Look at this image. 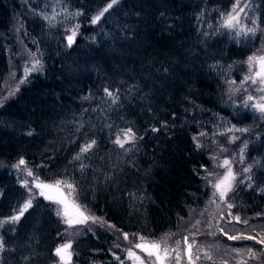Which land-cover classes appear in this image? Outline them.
Instances as JSON below:
<instances>
[{
  "label": "trees",
  "instance_id": "trees-1",
  "mask_svg": "<svg viewBox=\"0 0 264 264\" xmlns=\"http://www.w3.org/2000/svg\"><path fill=\"white\" fill-rule=\"evenodd\" d=\"M110 2L0 0V90L11 62L26 60L19 46L40 61L0 104V264H58L63 241L53 201L36 196L18 215L27 199L14 167L21 159L41 181L72 184L105 224L155 239L204 204L207 147L228 126L252 128L247 155L256 165L227 195L234 223L220 237L233 252L221 264H262L264 123L223 97L260 34L223 32L234 0H117L92 24ZM253 11L264 26V0ZM129 129L121 147L116 135ZM116 245L112 232L84 227L68 264H120Z\"/></svg>",
  "mask_w": 264,
  "mask_h": 264
},
{
  "label": "rangeland",
  "instance_id": "rangeland-1",
  "mask_svg": "<svg viewBox=\"0 0 264 264\" xmlns=\"http://www.w3.org/2000/svg\"><path fill=\"white\" fill-rule=\"evenodd\" d=\"M254 1L255 0H234L229 10L222 15L220 20V28L224 33L229 34L231 39L235 40L236 38L253 36L255 34H260L261 37L257 49L243 61L240 70L242 74L240 75L239 81L230 80L223 91V97L227 105H231V107L234 108L248 109L257 115V120L259 122L264 123V112L253 107L255 104L264 103V99H261L264 97V90H262L264 89V82H261L260 79L254 75L255 71L258 69V65H254L250 70V65L248 63V58L250 56L264 55V26L260 25L253 11ZM234 5L236 6L235 10ZM229 13L235 17L233 20V27L224 26ZM253 21H255V23H253ZM248 29H254V31L249 32ZM237 33H239V35H237ZM69 36H72L74 39L73 33ZM18 51L21 56L19 58H26V60H22L19 66L11 62L8 74L0 90V104L16 94L19 86L23 84L20 81L23 80L25 82L28 76L33 72H29L26 76L25 69H31L35 61L38 60L37 54L27 51L25 47L19 46ZM246 76L256 79L257 82L253 83L252 79L245 80ZM104 92L107 94L111 93L108 90ZM249 96L252 97L251 100L248 99ZM239 129H247V131H239ZM253 136L254 132L252 128L248 126H228L222 129V131L220 130L214 133V136L211 138L212 141L207 147L212 158L210 166L205 170L204 174L205 185L209 189V195L204 204L199 208L192 209L181 227H178L173 232L162 234L155 239L143 238V240H141L139 236L122 233L114 229L111 225L105 224L98 217H96L98 219L95 222H93L92 219H88L84 223H73L70 226L65 222L68 217L63 215L64 205L51 200L54 203L56 213H61L57 215L65 226L63 241L58 247L64 244H70L72 246L74 239L84 227H98L112 232L115 236L116 244L118 245H116V247L119 249V254L116 255V257L119 259L120 264H221L222 261H231L233 250H230L221 242L220 234L225 232V227L232 226L234 223L228 207L227 195L237 184L250 181L253 166L254 164L256 165L247 155V150ZM118 137L123 144L133 139L132 135L131 139L128 138V131L119 132L116 135L115 141ZM241 149H243V151H241ZM225 160L230 162L229 165H224L223 162ZM17 164L18 163L15 165ZM229 167L235 179L231 182V189L227 191L224 198L221 199L220 191L223 189V185L219 190L214 187V185L223 179ZM245 169L249 170L245 171ZM28 170H30V168L26 163L19 167H15L19 182L27 192V199L21 206L18 215L22 214L26 209L24 207L26 202L32 201L36 196L45 199H47L46 196H53L58 199L63 198L69 203L74 201L80 206L75 198L74 191L69 195V189L64 185L59 186V191L55 189L37 188L34 182V175L29 176L27 174ZM24 181H28V184L25 185ZM41 182L45 184H55L56 181ZM42 191L45 193L44 195H41ZM81 209L85 212L86 216L94 217L84 208L81 207ZM71 218L74 220L80 219L75 212L72 213ZM125 234H127V239L125 238ZM153 242L160 245L158 250L160 259H157V255L155 254L157 250L150 248ZM136 244H143L148 247L149 250L145 251L143 248H137L135 246ZM129 250L135 255L129 256ZM66 251L71 253L72 258L71 248ZM150 251L153 252L152 255L149 254ZM137 257L139 259H137ZM219 258H223L224 260H220ZM70 261H68V263ZM58 264H64L59 256ZM262 264H264L263 261Z\"/></svg>",
  "mask_w": 264,
  "mask_h": 264
},
{
  "label": "snow or ice",
  "instance_id": "snow-or-ice-1",
  "mask_svg": "<svg viewBox=\"0 0 264 264\" xmlns=\"http://www.w3.org/2000/svg\"><path fill=\"white\" fill-rule=\"evenodd\" d=\"M117 3V0H112V2L110 4H108L107 8H105L99 15L93 17L92 19V23H96L100 17L104 14V12H106L108 10V8H111L113 4ZM235 5H234V10H235ZM242 10V9H241ZM235 19V17L232 16L231 13L228 14V19L225 20V27H233V20ZM253 23H255V21H253ZM249 32H253L254 29H248ZM73 35H75V33H73ZM237 35H239V33H237ZM72 39L73 37L72 36H69L68 37V41H69V44H71L72 42ZM248 63L250 65V70L252 69V67L254 65H258V69L255 71L254 75L255 77H258L260 79L261 82H264V55H260V56H250L248 58ZM39 65H40V61L37 60L35 61V64L33 65V67L31 69H28L26 68L25 69V74L27 76V74L31 71H37L39 70ZM249 79H252V82L253 83H256V79H253L252 77H249V76H246L245 77V80H249ZM21 83H24L23 80L20 81ZM264 90V89H262ZM107 91V90H106ZM109 95H111V93H109ZM249 100L252 99L251 96L248 97ZM261 99H264V97H262ZM253 107L257 108V110L261 111V112H264V103H261V104H255L253 105ZM155 131V129H153ZM239 131H247V129H239ZM128 138L131 139V130L129 129L128 130ZM117 144H119L121 147H123V142L120 140V138L118 137L117 140L115 141ZM96 142L93 140L91 143L85 145L84 147L81 148V153L83 152H87ZM199 146V145H198ZM241 151H243V149H241ZM74 159H80V155L78 154L76 157H74ZM224 165L227 166L229 165V161L228 160H225L224 162ZM25 164V161L23 159H21L17 165H15L14 167H19L20 165H24ZM249 169H245V171H248ZM27 174L29 176H32L33 173L31 170H28ZM235 179L234 177V174L232 173V170L231 168L229 167L227 169V173L226 175L223 177V179H221L216 185H214V187H216L218 190L221 189V186L223 185V189L220 191V196H221V199L224 198V195L227 191H229L231 189V182ZM34 182H35V186L37 188H40V189H55L57 191H59V186L61 185H64L66 186L68 189H69V195L71 194L72 191H75L74 189V186L70 183H67L66 181H56L55 184H45L41 181H39V178L38 177H35L34 178ZM24 184L27 185L28 184V181H24ZM45 193L42 191L41 192V195H44ZM47 199H50V200H54V202L56 203H60V204H63L64 205V209H63V215L65 217H68V219L65 221L66 223H68L70 226L73 224V223H84L86 220L88 219H92L93 222H95L98 218L96 217H89V216H86L85 215V212L81 209V207L76 204L74 201L69 203L67 200L63 199V198H56V197H53V196H46ZM31 204V201H28L26 202V204L24 205L25 208L29 207ZM229 208L232 207V205H228ZM75 212L76 215H78L80 217V219H72L71 218V215L72 213ZM58 215H60L61 213L58 212L57 213ZM19 217H13L12 219L15 220V219H18ZM237 220L239 219L238 217L236 218ZM245 223H247V221H245ZM125 238L127 239V234H125ZM229 239H236V237H233V236H230ZM141 240H143V237H141ZM261 242H264V241H261ZM137 248H143L145 251H148L149 248L146 247L145 245L143 244H136L135 245ZM71 248V245L70 244H64L60 247H58L56 249V255H58L60 257V260L62 262H64V264H68V261H70L71 259V253L70 252H67L66 250L70 249ZM150 248L151 249H155L157 250L155 252V254L157 255V259H160V256H159V248H160V245L158 243H155L153 242L151 245H150ZM150 255L153 254V252H149ZM135 254L129 250V256H134ZM137 259H139L137 257Z\"/></svg>",
  "mask_w": 264,
  "mask_h": 264
}]
</instances>
